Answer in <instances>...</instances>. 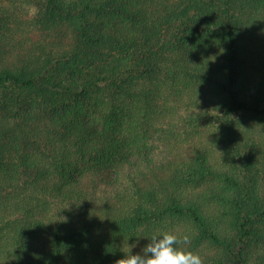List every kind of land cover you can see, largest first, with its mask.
Returning <instances> with one entry per match:
<instances>
[{"label": "trees", "instance_id": "1", "mask_svg": "<svg viewBox=\"0 0 264 264\" xmlns=\"http://www.w3.org/2000/svg\"><path fill=\"white\" fill-rule=\"evenodd\" d=\"M164 232L264 264V0H0V264Z\"/></svg>", "mask_w": 264, "mask_h": 264}, {"label": "clouds", "instance_id": "2", "mask_svg": "<svg viewBox=\"0 0 264 264\" xmlns=\"http://www.w3.org/2000/svg\"><path fill=\"white\" fill-rule=\"evenodd\" d=\"M146 239L148 243L140 253L130 250L114 264H202L198 254L177 247L181 242L187 243V237L181 241L177 235L164 232Z\"/></svg>", "mask_w": 264, "mask_h": 264}]
</instances>
